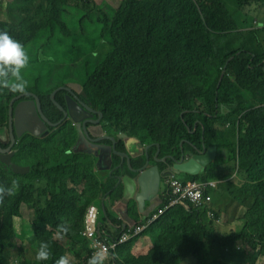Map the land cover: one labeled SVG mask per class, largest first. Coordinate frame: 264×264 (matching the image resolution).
Instances as JSON below:
<instances>
[{
    "label": "clouds",
    "instance_id": "obj_1",
    "mask_svg": "<svg viewBox=\"0 0 264 264\" xmlns=\"http://www.w3.org/2000/svg\"><path fill=\"white\" fill-rule=\"evenodd\" d=\"M88 1L89 10L97 18L118 9L137 10L131 5ZM85 10L82 4L72 5L69 0H0V131L17 127L22 134L19 139L7 134L0 140V204L11 203L0 212V264H105L103 250L89 258L77 253L75 244L120 240L121 234L103 229L89 234L82 220L88 201L76 203L75 194L95 182L98 173L93 165L101 160L97 146L115 135L112 124H119L121 131L137 137L140 127L168 125L157 128L153 139L144 143H170L176 139L183 148L186 139L196 133L197 122L216 115V92L207 97L212 104L209 107L202 98L199 81L193 91L194 100L188 102L184 78L175 82V73L169 67L171 60H178L183 68L188 44L203 43L211 49L194 55L196 60L227 64L246 61L251 69L261 68L263 76L252 87L256 96L246 91L236 101L250 112L264 110V50L259 48L264 45V21H259L261 25L77 24L75 18ZM13 12L23 18L13 17ZM236 32L239 35H234ZM229 42L234 43L233 51L220 52ZM169 44L178 47L177 56L170 55ZM134 66L142 72L137 73ZM225 76L223 71L220 77ZM91 81L98 85L92 86ZM206 82L216 90L219 77L209 71ZM7 91L18 94V99L12 100ZM111 96L119 99L116 105L106 103ZM140 109L148 112L139 126L129 127L128 110ZM189 111L192 120L187 117ZM59 130L64 131L56 154L50 148L27 145ZM261 139L264 133L257 130L245 135L250 147ZM77 147H83L84 153L71 158V151ZM164 152L172 151L165 148ZM137 177L147 180L146 172ZM213 188L216 191V186ZM42 192L47 194L45 199L40 196ZM58 192L66 195L58 196ZM150 193L139 191L132 201L145 200ZM231 200L236 208L233 216L258 215L239 199ZM41 202L51 210L50 217L31 225L17 217ZM148 237L156 241L157 248L140 245L131 249L143 260L147 254L163 260L162 250L170 249L168 241L181 235L150 233ZM236 254L264 258V247Z\"/></svg>",
    "mask_w": 264,
    "mask_h": 264
},
{
    "label": "rangeland",
    "instance_id": "obj_2",
    "mask_svg": "<svg viewBox=\"0 0 264 264\" xmlns=\"http://www.w3.org/2000/svg\"><path fill=\"white\" fill-rule=\"evenodd\" d=\"M153 1L162 5L166 0ZM170 2L171 6L181 9L178 17L167 16L159 20L157 12H144L142 17L123 16L119 25H225L222 18L227 19L228 25H261L257 23L254 12L264 10V0H238V3L228 0H170ZM69 3L87 6L89 1L69 0ZM12 16L23 18L16 12H13ZM84 16L90 17L91 14L87 11ZM259 48L264 50V45H260ZM168 50L170 55L179 54L178 47L173 44L168 46ZM186 53L183 68L178 60H171L169 67L175 73L176 82L181 77L184 78L187 84L186 99L190 100L192 97L190 87L200 78L201 70L225 71L227 63L210 59L193 61L191 58L201 53V48L194 45H188ZM91 85L97 86L98 82L91 81ZM220 88L228 94L220 92L216 94L218 108L216 115L199 120L198 133L186 139L183 148L177 141H173L171 153L164 152L163 143H144L146 139H153L152 130L149 128L140 127V137H137L121 131L119 124L111 125L116 131L115 135L97 146L101 154V160L93 165V169L98 173L97 178L93 184L76 193L75 198L76 203L84 199L88 201L82 220L89 234H97L103 229L108 233H120L121 239L76 243L77 253L82 252L90 258L94 252L103 250L107 257L105 264H141L138 255L128 249L134 241L133 238L138 239L142 245L157 248V244L151 242L148 237L151 230L160 223L176 222L182 229L192 225L200 228L201 232L185 231L184 242L189 247L187 251L173 254L170 250L164 249L163 260L147 254V258L153 260L155 264H264L261 258L217 255V250H232L243 246L256 249L258 243L264 241V140L257 141L255 147H250L245 141V135L251 130L264 133V110L250 112L234 103V96L239 89L256 96L245 71L230 68L228 77L220 78ZM6 95L12 100L19 97L10 91H7ZM203 100L209 107L212 106L205 95ZM117 102L116 96L106 100V103L115 105ZM21 112L17 111L18 114ZM142 112L128 110L129 127L139 126ZM12 113L10 110L9 114ZM63 131L59 130L37 141H28L27 145L50 148L52 153L56 154ZM7 134L15 139L22 137L17 127L5 128L0 131V140ZM55 139H59V143L50 144ZM114 139L117 140L115 147L126 155L111 154ZM139 148H142V151H137ZM211 148L214 149V153H207ZM82 150L83 147H77L71 151L70 157L81 156L84 153ZM178 154L181 156H176ZM65 165L66 163H62V166ZM178 170H182L183 173L178 174ZM211 171L214 173L211 174ZM141 172H149L153 177L147 180L138 178L130 180ZM187 176L191 178L186 179ZM214 186L221 191L217 193ZM155 187H158L159 202L148 215H143L142 204L155 203V196L142 202L132 201V198L139 191H153ZM195 187L199 188L200 195L191 197L186 190ZM240 190L239 195L250 204L262 201L258 205L260 216H233L236 208L227 199V192L234 191L238 194ZM61 195L66 194L62 192ZM40 196L45 199L47 194L42 192ZM108 199H111V204H107ZM5 207H11V203L0 204V212ZM94 208L96 218L93 220ZM124 213L128 214L131 221L123 218ZM51 214L47 205L41 202L28 208L23 216L17 217L23 223L31 225L33 221H41ZM58 215H62V212L58 211ZM188 216L193 220L188 221L186 219ZM139 229L140 231L136 232ZM230 229H234L238 235L231 236ZM207 240L210 241V246H206ZM169 243L179 247L180 241L171 239Z\"/></svg>",
    "mask_w": 264,
    "mask_h": 264
},
{
    "label": "trees",
    "instance_id": "obj_3",
    "mask_svg": "<svg viewBox=\"0 0 264 264\" xmlns=\"http://www.w3.org/2000/svg\"><path fill=\"white\" fill-rule=\"evenodd\" d=\"M232 3H238V0H228ZM95 4L97 5H104V4H111V5H114V6H118V7H121V6H124V5H131L133 6V8H136L137 10L136 11H132V12H129V11H122V9H118L116 10L115 12H112V13H107L105 15V17H102V18H97L93 15V13L89 10V6H90V2L89 4L86 6V5H83L86 10L85 12H90L91 16L90 17H85L84 16V13L81 15V16H78L75 18V21L77 24H81V23H84L86 22L87 25H119L120 21H121V18L125 15H129V16H138V17H142L143 13L144 12H148V13H153V12H157L158 13V19L159 20H162L164 17H167V16H174V17H178V14L181 13V9L176 7V6H171V2L170 0H166L164 2V4H159V3H156L154 2L153 0H138L137 3H131V2H127L125 0H96V2H94ZM255 17H256V20H257V23H259V21H264V10L263 9H259V10H255ZM222 22L225 24V25H228V21L227 19L225 18H222L221 19ZM213 35L215 36H219L220 34L219 33H213ZM234 35H239V32H236ZM188 45H194V46H198L201 48V53L202 52H205V53H209L211 52V49L203 44V43H193V44H188ZM224 49H219L220 52L222 51H225V52H231L233 51V47H234V43L233 42H229L227 44H224ZM193 61H199V60H196L194 59L193 57L191 58ZM98 65H100V63H98ZM230 68H235V69H240V70H243L247 73V75L249 76V80L252 84V87H255L257 84H258V81L262 78L263 76V71L261 70V68H256V69H251L249 66H248V62L246 61H238V62H229L227 64V67H226V70H225V73L228 75V70ZM134 69L136 70L137 73H141L142 72V69H138L134 66ZM209 71H212L214 73V75L218 76L219 77V84H218V87L217 89L215 90V88L208 84L206 82V77H207V74ZM223 71H217V70H213V69H208L206 71H202L201 70V76L200 78H198L194 84L190 87V92L192 94V97L190 100H187L188 102H191L194 100V96H193V91L194 89L196 88L198 82L200 81L202 83V98L203 96L205 95L206 97H208V95L210 93H213V92H216V94L218 92L220 93H223V94H228L226 91H224L223 89L220 88V75ZM226 77V76H225ZM176 82V81H175ZM186 87H187V84H186ZM4 89V88H3ZM244 93L246 92L245 90L243 89H239L237 91V94L234 96V103L235 105L237 106H241V107H244L242 105H240L237 101H236V97L240 94V93ZM119 101V99H118ZM118 103V102H117ZM245 108V107H244ZM142 110V109H140ZM142 114L140 115L139 117V121L140 119L143 117V115L148 112V110H142ZM256 112H261V110H258ZM187 117L191 118V120L193 119V113L191 111H189L187 113ZM209 117H203V119H208ZM157 128H169L168 125H161V126H157V127H153V128H149L152 130V133L154 135V132ZM198 133V129L196 131L195 134L192 135V137L194 135H196ZM173 141H177L176 139H172V141L170 143H167V142H164L163 143V149L165 148H171V144ZM191 177L190 176H187L186 179H190ZM221 190L216 187V192H220ZM62 192H58L57 195L58 196H61ZM239 193H241V190L238 192V194H236L234 191H228L227 192V199L232 203L234 204L235 202L231 199L235 198V199H239L242 203V205H244L245 207L249 208L251 211H253L254 213L258 214L257 216H260V211L258 209V205L260 204V202L262 201H257L256 204H250L249 201L243 199V197H241L239 195ZM188 221H191L193 220V218L191 217L190 219H187ZM185 231H188L190 233H199L201 232V229L198 228V227H195V226H192V225H189L187 226L186 228L182 229L180 227L177 226L176 222L174 223H160L158 224L153 230H151L150 233H158V234H161V235H164L166 237H172V236H175L176 234H180L181 237L178 239L180 241L179 243V247H181V249L179 251H175L173 249L177 248L173 245H171L169 242L170 240L168 241V246H170V252H172L173 254H178L180 252H184V251H187V249L189 248L187 246V244L184 242V236H185ZM229 234L231 236H237L238 233L234 230V229H230L229 230ZM46 242H52V241H46ZM151 242H155L154 240H152ZM157 244V243H156ZM142 245V243L138 240V239H135L133 241V243L131 245L128 246V249L138 255V258H139V261L141 264H155V262L153 260H150L148 258H146L145 260H143L140 256V253H138L137 251L135 250H132L131 247L135 246V247H138ZM206 246H210V241L207 240L206 241ZM264 247V241H261L258 243L257 245V250L260 249V248H263ZM172 248V250H171ZM256 249H253L251 246H243V247H240V248H234L232 250H222V251H219L217 250V255H220L221 257H229V256H234V255H240V254H236L240 251H243V250H248V251H256ZM252 258V257H250ZM255 258H261L264 260V258L262 257H255ZM218 263V261H217Z\"/></svg>",
    "mask_w": 264,
    "mask_h": 264
},
{
    "label": "bare ground",
    "instance_id": "obj_4",
    "mask_svg": "<svg viewBox=\"0 0 264 264\" xmlns=\"http://www.w3.org/2000/svg\"><path fill=\"white\" fill-rule=\"evenodd\" d=\"M59 141H60L59 139H55V140L52 141L50 144H57V143H59ZM116 143H117V140L114 139V140H113V147H112V150H111V154H112V155H116V154L126 155V153H124V152L118 150V149L115 147ZM196 148L198 149V147H196ZM82 151L84 152L85 149L83 148ZM137 151H142V148H139V150H137ZM207 153H209V154L214 153V149H213V148L209 149V150L207 151ZM156 180H158V178H156ZM153 191L156 192V195H155V197H154L155 203H153V204H151V205H144V204H142L143 215H148V213H149V212L155 207V205L159 202V198H158V195H157L158 187H155V188L153 189ZM186 192H188V194H189L191 197H198V196L200 195V191H199V188H198V187H195V188H193V189H188V190H186ZM111 202H112L111 199H108L107 204H111ZM125 208H126V207H125ZM95 213H96V208L93 209V217H92L93 220L96 218ZM123 218H124L125 220H127V221H131V219H130V217L128 216L127 213H124ZM139 231H140V229H139V230H136V232H139Z\"/></svg>",
    "mask_w": 264,
    "mask_h": 264
},
{
    "label": "water",
    "instance_id": "obj_5",
    "mask_svg": "<svg viewBox=\"0 0 264 264\" xmlns=\"http://www.w3.org/2000/svg\"><path fill=\"white\" fill-rule=\"evenodd\" d=\"M153 177V175L151 174V173H149V172H146V178L147 179H151ZM138 177H131L130 178V180L132 181V180H135V179H137ZM156 195V192L155 191H151V193H150V195L148 196V198L147 199H149V198H152V197H154ZM146 200V199H145ZM143 200H140V202H142ZM115 210H117V208L115 209Z\"/></svg>",
    "mask_w": 264,
    "mask_h": 264
},
{
    "label": "crops",
    "instance_id": "obj_6",
    "mask_svg": "<svg viewBox=\"0 0 264 264\" xmlns=\"http://www.w3.org/2000/svg\"><path fill=\"white\" fill-rule=\"evenodd\" d=\"M169 45H170V44H169ZM169 45H168V46H169Z\"/></svg>",
    "mask_w": 264,
    "mask_h": 264
}]
</instances>
